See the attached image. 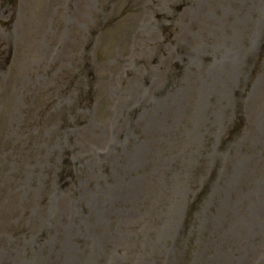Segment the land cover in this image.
Listing matches in <instances>:
<instances>
[{"label":"rangeland","instance_id":"rangeland-1","mask_svg":"<svg viewBox=\"0 0 264 264\" xmlns=\"http://www.w3.org/2000/svg\"><path fill=\"white\" fill-rule=\"evenodd\" d=\"M0 264H264V0H0Z\"/></svg>","mask_w":264,"mask_h":264}]
</instances>
